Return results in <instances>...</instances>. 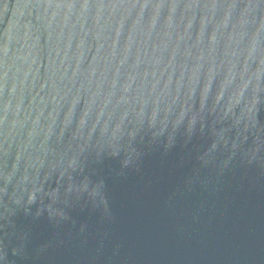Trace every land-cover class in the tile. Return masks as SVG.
<instances>
[{
	"label": "water",
	"instance_id": "water-1",
	"mask_svg": "<svg viewBox=\"0 0 264 264\" xmlns=\"http://www.w3.org/2000/svg\"><path fill=\"white\" fill-rule=\"evenodd\" d=\"M0 264H264V0H0Z\"/></svg>",
	"mask_w": 264,
	"mask_h": 264
}]
</instances>
